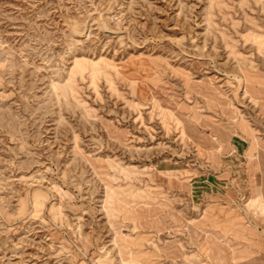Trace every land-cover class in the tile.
<instances>
[{"label": "rangeland", "instance_id": "rangeland-1", "mask_svg": "<svg viewBox=\"0 0 264 264\" xmlns=\"http://www.w3.org/2000/svg\"><path fill=\"white\" fill-rule=\"evenodd\" d=\"M0 264H264V0H0Z\"/></svg>", "mask_w": 264, "mask_h": 264}, {"label": "bare ground", "instance_id": "bare-ground-1", "mask_svg": "<svg viewBox=\"0 0 264 264\" xmlns=\"http://www.w3.org/2000/svg\"><path fill=\"white\" fill-rule=\"evenodd\" d=\"M246 86V85H245ZM255 202L252 203V206H254Z\"/></svg>", "mask_w": 264, "mask_h": 264}]
</instances>
